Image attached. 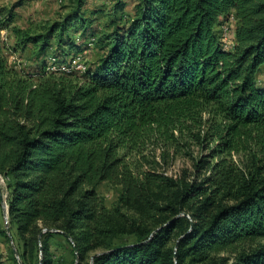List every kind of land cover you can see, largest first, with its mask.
Segmentation results:
<instances>
[{
	"label": "trees",
	"instance_id": "trees-1",
	"mask_svg": "<svg viewBox=\"0 0 264 264\" xmlns=\"http://www.w3.org/2000/svg\"><path fill=\"white\" fill-rule=\"evenodd\" d=\"M230 17L228 51L217 27ZM125 19L82 77H19L0 23V175L21 263L64 264L50 247L63 237L76 264H264V0H139ZM207 111L215 145L198 180L122 155L153 132L202 143ZM102 183L121 189L113 209Z\"/></svg>",
	"mask_w": 264,
	"mask_h": 264
},
{
	"label": "rangeland",
	"instance_id": "rangeland-1",
	"mask_svg": "<svg viewBox=\"0 0 264 264\" xmlns=\"http://www.w3.org/2000/svg\"><path fill=\"white\" fill-rule=\"evenodd\" d=\"M138 2L139 0H0V23L8 27L1 32V41L10 49V52L6 50L4 54L10 67L17 71L19 77H28V74L36 76L43 67L54 72L52 65L53 59L56 58L59 67L55 70L56 74L68 76L75 73L82 77L87 71H94L103 61L108 52V40L105 37L114 33L120 22L126 24V19L120 21L122 16L125 15L127 19L135 17ZM10 16L14 18L12 24H8ZM227 22V18H221L220 26L217 27L218 33H221ZM229 25V36L233 40L237 22L231 21ZM45 38H48V42ZM45 44L48 48L43 52L41 48ZM78 57L81 64L87 67L85 72L70 68L72 61ZM62 65H66V70H60ZM38 82L34 77V83ZM257 84L258 87L264 88V66L257 75ZM211 115L208 111L202 115V143L193 141L188 131L183 135L175 132L171 141H167L164 134L153 132L143 139L137 150L122 152V155L133 168L141 171H155L174 180H198L196 165L203 159L211 160L210 150L215 145L210 140L214 120ZM239 158L244 159L243 156L234 157L235 160ZM6 187V179L0 175V189L3 190L0 224L5 230L9 227L4 208L8 206ZM97 192L104 205L113 209L121 189L109 183H102ZM128 214L132 216V213ZM10 235L16 236L14 228L11 229ZM17 243L16 237L13 242L0 236V264H15L14 258L21 263L19 254L14 251H18ZM50 247L64 264L79 262L63 237L52 239Z\"/></svg>",
	"mask_w": 264,
	"mask_h": 264
},
{
	"label": "built area",
	"instance_id": "built-area-1",
	"mask_svg": "<svg viewBox=\"0 0 264 264\" xmlns=\"http://www.w3.org/2000/svg\"><path fill=\"white\" fill-rule=\"evenodd\" d=\"M231 21H234V17H231V19H229V22H227V24H225L223 27H222V31H221V41H222V44L224 46V49L226 50H233L234 49V46H235V43H234V37H233V40L232 38L229 36V31H230V23ZM231 38V39H230ZM53 67H52V70L55 72V70H57L59 67L58 65L56 64V59H53ZM71 65V63H70ZM70 68H77L78 70H80L81 72H85L87 70V67L82 65L81 62H80V58H76L72 61V65ZM60 70H66V65H62L60 67ZM69 70V69H68Z\"/></svg>",
	"mask_w": 264,
	"mask_h": 264
},
{
	"label": "water",
	"instance_id": "water-1",
	"mask_svg": "<svg viewBox=\"0 0 264 264\" xmlns=\"http://www.w3.org/2000/svg\"><path fill=\"white\" fill-rule=\"evenodd\" d=\"M4 208H5V215H6L7 224L9 225V207L6 205ZM7 233L10 235V228L9 227H7ZM14 251H15V254H17L16 249ZM20 264H22V263H20Z\"/></svg>",
	"mask_w": 264,
	"mask_h": 264
}]
</instances>
